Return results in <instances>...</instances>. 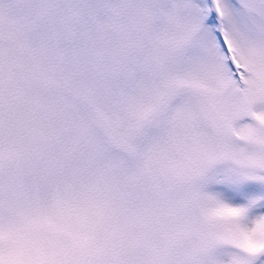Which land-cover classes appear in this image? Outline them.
Returning a JSON list of instances; mask_svg holds the SVG:
<instances>
[{
  "label": "snow or ice",
  "instance_id": "obj_1",
  "mask_svg": "<svg viewBox=\"0 0 264 264\" xmlns=\"http://www.w3.org/2000/svg\"><path fill=\"white\" fill-rule=\"evenodd\" d=\"M0 264H264V0H0Z\"/></svg>",
  "mask_w": 264,
  "mask_h": 264
}]
</instances>
